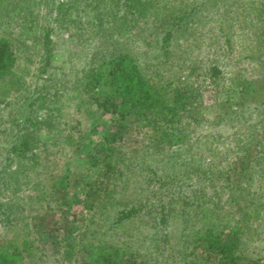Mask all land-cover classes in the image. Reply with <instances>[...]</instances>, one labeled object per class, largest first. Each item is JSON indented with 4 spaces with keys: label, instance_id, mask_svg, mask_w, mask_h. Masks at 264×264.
<instances>
[{
    "label": "trees",
    "instance_id": "1",
    "mask_svg": "<svg viewBox=\"0 0 264 264\" xmlns=\"http://www.w3.org/2000/svg\"><path fill=\"white\" fill-rule=\"evenodd\" d=\"M3 2L0 264H264V0Z\"/></svg>",
    "mask_w": 264,
    "mask_h": 264
},
{
    "label": "rangeland",
    "instance_id": "2",
    "mask_svg": "<svg viewBox=\"0 0 264 264\" xmlns=\"http://www.w3.org/2000/svg\"><path fill=\"white\" fill-rule=\"evenodd\" d=\"M9 2H3L0 4V13H3L4 11H7V7H9ZM36 8V6H35ZM40 11L41 13L44 12V15H47L49 14L45 8V5H41L40 6ZM55 22L53 24V26H55ZM53 39H54V48L55 50L58 52V54L60 55V59H58L57 61H55V63L57 64H60V63H64L66 64V66H68L69 64H72V60L70 61H67L68 57L74 53V54H78V50L77 48L74 46V42L72 40V37H70L67 32L65 30H59V29H56L54 32H53ZM35 59L33 58L32 59V64H31V67H32V71H33V67L35 66V63H34ZM67 61V62H66ZM19 62H22V60H19ZM28 77H33L31 75H26V78ZM35 78V76H34ZM110 114H107L106 116H109ZM219 128V127H199L197 130L201 131V132H207V131H210V132H214L216 131V129ZM228 131H224V133H228ZM1 139V138H0ZM193 150H196V148H193L191 151ZM133 152V151H132ZM134 154L135 156H142L143 154V149H140V148H136L134 150ZM159 156L155 155V154H152L148 159L147 161H153L155 160V162H158V159ZM208 160V159H207ZM162 164V163H161ZM141 176L137 175V173L135 172L134 174L131 175L130 177V180H129V186L127 187V189L125 190V195L128 196V197H132L133 196V192L135 190V187L137 184H139L138 186V190H140L139 194H144V192L147 189V187L145 186V183L143 182L142 179H140ZM26 190V189H25ZM28 191V189H27ZM21 209H19V211L16 212V216L20 215L21 212H20ZM23 211L22 213H25L26 214V211L25 210H21ZM0 217H3L2 215H0ZM105 223H106V220H103ZM19 225H22V220L19 221ZM128 225H131L130 228L131 230L133 231L134 228H135V224L134 223H129ZM126 226L123 225V227H117L116 230L118 231H122L124 230ZM178 227V220L177 219H172L170 221V228H174V229H177ZM173 230V229H172ZM16 231L14 230H10L8 232L6 226L0 222V237H3V236H9L10 234H13L15 233ZM8 233V234H7ZM264 235V232L263 234ZM264 237V236H263ZM264 242V240L262 241ZM37 264H69V263H65L63 262L59 257L55 256V255H51V254H43V255H40L39 257H37ZM74 264V263H72Z\"/></svg>",
    "mask_w": 264,
    "mask_h": 264
}]
</instances>
